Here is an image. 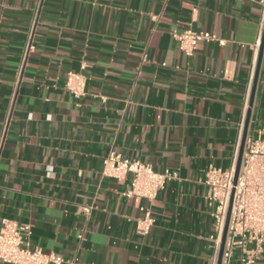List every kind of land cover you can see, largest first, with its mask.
Wrapping results in <instances>:
<instances>
[{
    "label": "crops",
    "instance_id": "crops-1",
    "mask_svg": "<svg viewBox=\"0 0 264 264\" xmlns=\"http://www.w3.org/2000/svg\"><path fill=\"white\" fill-rule=\"evenodd\" d=\"M263 26L264 0H0V221L63 264H217L204 172L235 168ZM186 28L213 39L188 56L172 36ZM70 72L86 77L80 98ZM109 151L176 178L124 196L131 176L102 174Z\"/></svg>",
    "mask_w": 264,
    "mask_h": 264
},
{
    "label": "built area",
    "instance_id": "built-area-1",
    "mask_svg": "<svg viewBox=\"0 0 264 264\" xmlns=\"http://www.w3.org/2000/svg\"><path fill=\"white\" fill-rule=\"evenodd\" d=\"M180 50L190 56L201 41H210L208 32L191 28L172 31ZM221 42V40L219 41ZM86 77L81 72L68 73L64 87L75 98L86 93ZM102 174L123 178L129 174L130 185L124 196H140L152 200L168 180L176 178V172L166 168L155 171L150 164L136 158H122L109 151L102 159ZM234 170L209 165L204 172V184L209 188L208 201L214 204L216 238L224 227L232 193L226 239L221 264H230L234 251H239V264H256L264 246V128L255 129L246 136L241 163L233 184ZM89 212V207L83 208ZM147 212L137 220L136 230L146 234L152 224ZM28 226L2 218L0 221V262L4 264H63L65 260L52 252L45 253L32 247L23 237ZM81 237V236H80ZM218 247V246H217Z\"/></svg>",
    "mask_w": 264,
    "mask_h": 264
},
{
    "label": "water",
    "instance_id": "water-1",
    "mask_svg": "<svg viewBox=\"0 0 264 264\" xmlns=\"http://www.w3.org/2000/svg\"><path fill=\"white\" fill-rule=\"evenodd\" d=\"M263 47H264V26H263V32H262V37H261V42H260L258 61H257V64H256L254 77H253V88H252L251 101L249 103V108H248V110L246 112V120H245V125H244V132H243L242 139H241V142H240V146H239V150H238V154H237V159H236V165H235V168H234L233 184L236 183V179H237V175H238V171H239V167H240V163H241L243 148H244V142H245V139H246V136H247L248 121H249L250 111H251V106H252V97H253V94H254V91H255L256 81H257V78H258V73H259V68H260V62H261ZM231 200H232V193H231V196H230L228 210H227V214H226V219H225L224 227H223L221 238H220V244H219L218 256H217V264H221L222 251H223V248H224V242H225V239H226V232H227L229 215H230Z\"/></svg>",
    "mask_w": 264,
    "mask_h": 264
}]
</instances>
